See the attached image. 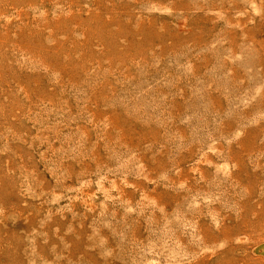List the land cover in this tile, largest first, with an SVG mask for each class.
I'll list each match as a JSON object with an SVG mask.
<instances>
[{
    "label": "rangeland",
    "instance_id": "374dc122",
    "mask_svg": "<svg viewBox=\"0 0 264 264\" xmlns=\"http://www.w3.org/2000/svg\"><path fill=\"white\" fill-rule=\"evenodd\" d=\"M0 264H264V0H0Z\"/></svg>",
    "mask_w": 264,
    "mask_h": 264
}]
</instances>
